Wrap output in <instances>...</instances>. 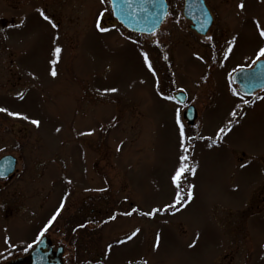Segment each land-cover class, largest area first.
I'll use <instances>...</instances> for the list:
<instances>
[{
	"label": "rangeland",
	"instance_id": "374dc122",
	"mask_svg": "<svg viewBox=\"0 0 264 264\" xmlns=\"http://www.w3.org/2000/svg\"><path fill=\"white\" fill-rule=\"evenodd\" d=\"M167 1L150 37L108 0H0V158L18 159L0 181V261L85 204L105 220L104 264H264V96L244 109L231 81L264 56V0H207L228 48L213 87L186 45L184 0Z\"/></svg>",
	"mask_w": 264,
	"mask_h": 264
},
{
	"label": "flooded vegetation",
	"instance_id": "af4514ba",
	"mask_svg": "<svg viewBox=\"0 0 264 264\" xmlns=\"http://www.w3.org/2000/svg\"><path fill=\"white\" fill-rule=\"evenodd\" d=\"M204 2L213 19L212 25L205 35H201L198 32H196L194 28L195 24H193L191 20L186 18V21L188 22V30L191 35L189 40L186 41V45L194 51L196 57L200 59L201 67L204 68V76L200 77L201 80L203 78V80L206 81V85H205L206 87L207 86L213 87L212 84H209L207 76H209L210 79H212L213 73L222 65L223 63L222 58L228 52L227 50L228 48L226 46V41L223 38V31L225 30L218 29V31H216V25L218 26L219 24L217 19V14L209 6L207 0H204ZM167 4H168V14L166 20L169 17L170 8H171L168 1ZM194 42H197L199 46L194 45ZM261 61H264V56L259 57L252 64L240 68L238 71H236L233 74V76L240 71H249L254 69L257 63ZM233 76L231 78V81L235 85L239 95L242 96V99L244 100L243 108L250 109L252 107L253 102L255 103L256 101L261 99V97L264 96V89L253 92V94L251 95H245L240 91L239 85L234 83ZM253 81L254 80L252 81L246 80L243 83V85L248 91L252 90L251 89L253 86L252 84H254ZM210 93L211 95L215 94L213 90L212 92L210 91ZM201 94H203L204 97L203 99L206 102L202 104L201 108H206L210 106L212 103V97L210 99H207L208 94L206 92H201ZM188 100L189 97L187 95L184 106L186 107H189L191 105L194 106L196 110V114H195L196 117L195 122H196L197 119L199 118V108H197L195 104L189 103ZM16 175L9 176L6 178H0V181L5 187L6 186L8 187V185H10L11 182L15 179ZM86 208L87 205L85 204H82V206L81 205L76 206L75 212L71 216V219L68 222H66V224L61 219L62 214L64 213V211L61 209L60 214L57 215L52 228H48L45 232H43L41 237L38 239V241L35 243L33 247H31L24 254L16 255L13 257H7L1 260L0 264H4L8 261H12L20 257L26 256L30 251H32L35 248L37 243L43 238L46 239V244L48 245V248H51V251L54 254H58V257L61 260V264H104L101 254L96 252V231L98 228L99 229L102 228V225H104L103 221L105 220L99 221L90 215H86L85 214ZM83 213L85 215H83ZM93 213L94 211L91 210V214Z\"/></svg>",
	"mask_w": 264,
	"mask_h": 264
},
{
	"label": "water",
	"instance_id": "95a60500",
	"mask_svg": "<svg viewBox=\"0 0 264 264\" xmlns=\"http://www.w3.org/2000/svg\"><path fill=\"white\" fill-rule=\"evenodd\" d=\"M114 18L130 32L152 35L158 31L168 14L166 0H110ZM183 15L195 24V30L205 35L212 25L211 14L204 0H185ZM254 80L252 90L248 91L243 83ZM234 83L239 85L245 95L264 89V61L257 63L254 69L240 71L233 76ZM175 98L180 103L186 102V95L178 93ZM189 123L195 119V109L190 106L185 112ZM17 159L11 155L0 159V178H6L15 173ZM5 264H61L58 254L48 248L46 239H42L29 255Z\"/></svg>",
	"mask_w": 264,
	"mask_h": 264
},
{
	"label": "snow or ice",
	"instance_id": "6c2138e0",
	"mask_svg": "<svg viewBox=\"0 0 264 264\" xmlns=\"http://www.w3.org/2000/svg\"><path fill=\"white\" fill-rule=\"evenodd\" d=\"M240 7H243V5H240ZM41 15H44V13L42 12L41 13ZM44 19H48V17L46 16V15H44ZM261 35H264V32H261ZM57 53H59L61 50L59 49V48H57L56 50H55ZM260 52H261V55H264V48H262L261 50H260ZM145 59H147V57H145ZM56 73L55 72H53V75H55ZM113 91H115V89H113ZM0 111H6V109H2V108H0ZM11 114V113H10ZM12 115H15V114H12ZM25 119H27V117H24ZM33 124H35V125H39V121H37V120H32L31 121ZM220 131L221 132H223L224 131V129H220ZM181 135H183V128L181 127ZM185 169H184V167H183V165L181 166V168L180 169H178L177 170V172H176V174L172 177V180H173V182L174 183H176L177 184V188L179 189V187H180V185H179V183H178V181H179V177H180V175H181V172L182 171H184ZM189 195H191V193H189ZM61 207H62V205H61ZM146 215H150V213H148V214H146ZM55 216H53L52 217V219L53 220H55ZM136 233L134 232L133 233V235H135ZM129 239H131V237H129Z\"/></svg>",
	"mask_w": 264,
	"mask_h": 264
}]
</instances>
